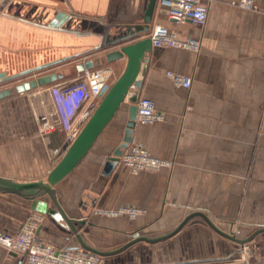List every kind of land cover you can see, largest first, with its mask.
Instances as JSON below:
<instances>
[{
	"label": "crops",
	"instance_id": "1",
	"mask_svg": "<svg viewBox=\"0 0 264 264\" xmlns=\"http://www.w3.org/2000/svg\"><path fill=\"white\" fill-rule=\"evenodd\" d=\"M13 1L20 11L11 10ZM232 1L236 0H211L203 25L176 24L161 13L153 17L150 31L159 24L201 41L197 53L152 46L146 72L138 77L139 97L150 99L164 120L136 124L132 143L171 166L132 175L120 159L111 160L124 136L125 102L87 154L56 184V198L68 217L86 219L80 233L91 247L109 251L134 234L161 236L194 211L205 213L226 233L237 222L244 235L252 227H264V0H251L255 11L233 7ZM147 3L11 0L0 12V73L13 75L92 49L102 36L142 23ZM57 13L68 19L60 29H47ZM115 49L89 52L1 83L0 91L52 73L63 75L57 81L71 80L77 65L89 60L97 62L94 68L110 67L116 80L126 59H104ZM168 71L190 77V88L175 86ZM53 83L0 100V176L19 182L45 180L60 160L61 153H56L65 143V132L59 128L43 137L36 122L38 115L54 113L48 90ZM121 205L144 213L130 220L92 212ZM50 206L48 197L38 199L32 210L30 201L0 194V231L15 235L28 215L38 212L45 215L37 232L41 241L77 248L73 235L44 212ZM250 246L249 264H264V233ZM235 251L234 243L194 218L172 238L138 243L105 258L104 264H233L227 261ZM0 264H21V258L0 247Z\"/></svg>",
	"mask_w": 264,
	"mask_h": 264
},
{
	"label": "built area",
	"instance_id": "2",
	"mask_svg": "<svg viewBox=\"0 0 264 264\" xmlns=\"http://www.w3.org/2000/svg\"><path fill=\"white\" fill-rule=\"evenodd\" d=\"M210 2L211 0H156L155 13L164 14L168 21L176 24L203 25L207 19ZM231 6L249 11L257 10L251 0L232 1ZM148 37L151 45L157 48H174L197 53L201 47L200 39L190 36L181 37L178 33L159 24L153 26ZM166 76L177 87L189 89L191 86V78L188 76L170 71L166 72ZM113 77L114 71L107 66L84 68L77 72L71 80L55 82L48 88L55 119L53 115L43 113L37 116L36 122L39 134L43 137L54 133L59 128L65 132V143L57 150L56 155L60 153L63 155L90 119L102 96L114 83ZM135 89L134 85L130 86L125 102L128 103ZM163 120L164 115L155 109L150 99L138 98L136 124L151 125ZM119 159L132 175L141 172H157L171 166V162L151 156L146 149L135 143L129 144ZM92 212L106 217H127L134 220L143 214L144 210L121 205L111 210L95 208ZM44 218L45 215L32 212L15 235L0 231V247L18 255L21 258V264H104L105 258L82 248H58L41 241L37 232ZM233 232L237 233L236 230ZM246 250V244L240 245V253L243 254Z\"/></svg>",
	"mask_w": 264,
	"mask_h": 264
},
{
	"label": "water",
	"instance_id": "3",
	"mask_svg": "<svg viewBox=\"0 0 264 264\" xmlns=\"http://www.w3.org/2000/svg\"><path fill=\"white\" fill-rule=\"evenodd\" d=\"M10 1L11 0H0V12H2L3 9L8 4H10ZM155 7L156 0H148L142 23L138 25L127 26L114 36H102L100 38V42L92 49L85 50L54 61H50L13 75L6 76L5 73H0V84L11 82L17 78L31 75L33 73L47 69L53 65H57L62 62L80 57L89 52H100L102 50H108L111 47H115L116 49L108 51L104 55L105 62L114 63L121 59H126L125 68L121 75L114 81L107 92L102 96L90 119L65 150L57 164L48 173L45 180L19 182L15 181L12 178L0 176L1 195H15L23 200L30 201L32 210H35L37 208L36 206L38 199L48 197L49 201L52 203V206L46 207L44 212L55 222L60 224L62 228L65 229V231L73 235V237L79 244L77 248H82L83 250L99 255L103 258H109L121 254L137 245L138 243L156 244L161 241L168 240L178 234L182 230V228H184L186 224L194 218H200L220 237L238 245L247 244L251 242L256 236L264 233V227H259L258 229H255L248 237L238 238L233 236L232 234L220 230L214 224V222L202 211H194L188 214L172 231L166 234L154 238L134 234L130 236L129 241H127L124 245L118 247L117 249L111 251H100L88 245L84 241L83 236L80 233V229L85 225L86 219H73L68 217L56 198V184L63 180L91 149L92 145L99 137L103 129L115 117L121 105L125 103V97L130 86L134 85L136 89L132 92V96L128 99L127 103V123L124 129V136L122 142L114 151L111 160H119L123 150L132 143V132L136 125V102L139 98V91L142 85V81L138 79V77L140 75L143 76L147 69L148 59L146 56L150 52L152 47L148 34L150 32L153 17L155 15ZM67 19V15L63 13H57L45 27L47 29H60ZM96 63V61L89 60L84 64H78L76 69L78 72L82 71L84 68L93 69ZM62 77L63 75L61 73H52L16 85L13 88L1 90L0 100L3 98H7L15 93H23L25 91H30L38 87H45L46 85L62 79Z\"/></svg>",
	"mask_w": 264,
	"mask_h": 264
},
{
	"label": "rangeland",
	"instance_id": "4",
	"mask_svg": "<svg viewBox=\"0 0 264 264\" xmlns=\"http://www.w3.org/2000/svg\"><path fill=\"white\" fill-rule=\"evenodd\" d=\"M19 4L17 2H14L12 3V6H11V10L12 11H16V9L18 11H20V8L18 7ZM48 69V68H47ZM45 70V69H44ZM29 76V75H28ZM231 231L229 232V234H232L233 236L235 237H238V238H246V236H248L250 233H252L257 227H252L251 230L246 233V235L244 234H241V227H240V224L237 222V224H235L234 226L231 227ZM233 230H236L237 233H234ZM233 243V242H232ZM236 245V251H235V254L229 259V261H227V263H233V264H249L250 262V255H251V246H250V242L246 244V247H247V250L245 253H240L239 252V248H240V245L234 243ZM111 251V250H109Z\"/></svg>",
	"mask_w": 264,
	"mask_h": 264
},
{
	"label": "trees",
	"instance_id": "5",
	"mask_svg": "<svg viewBox=\"0 0 264 264\" xmlns=\"http://www.w3.org/2000/svg\"><path fill=\"white\" fill-rule=\"evenodd\" d=\"M58 82V81H57Z\"/></svg>",
	"mask_w": 264,
	"mask_h": 264
}]
</instances>
